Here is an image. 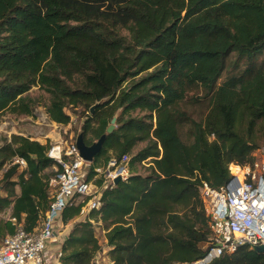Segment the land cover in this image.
Listing matches in <instances>:
<instances>
[{
	"label": "trees",
	"instance_id": "trees-1",
	"mask_svg": "<svg viewBox=\"0 0 264 264\" xmlns=\"http://www.w3.org/2000/svg\"><path fill=\"white\" fill-rule=\"evenodd\" d=\"M34 85L50 94L51 120L70 124L69 108L86 113L80 133L89 145L117 117L89 178L130 155L131 175L73 225L61 264L93 263L97 224L109 264H194L210 234L200 186L221 187L229 164L253 163L264 144V0H0V122L6 111L33 113ZM49 147L0 138V213L10 210L27 231L52 201ZM83 204L67 206L62 223ZM14 231L0 217V242ZM206 264H264V251L243 245Z\"/></svg>",
	"mask_w": 264,
	"mask_h": 264
},
{
	"label": "built area",
	"instance_id": "built-area-1",
	"mask_svg": "<svg viewBox=\"0 0 264 264\" xmlns=\"http://www.w3.org/2000/svg\"><path fill=\"white\" fill-rule=\"evenodd\" d=\"M44 119L56 126H64L51 120L47 113ZM29 138L40 140L33 136ZM55 140L47 152L56 161L57 171L49 181L50 206L32 231H27L15 217H8L13 221L15 231L0 242V264H45L48 243L56 233L63 210L78 198V203L84 202L80 217L86 218L92 209L100 206L103 191L113 188L118 176L126 180L131 175L130 155L125 154L121 158L111 157L106 166L94 167L95 174L89 178L92 162L81 155L77 136L68 140L59 132ZM254 155L251 164L231 162V177L221 187L214 188L206 181L200 186L210 234L205 245L207 252L197 262L209 263L243 245L254 248L264 244V145L256 149ZM12 163L19 164L22 169L27 167V161L19 155L13 157ZM99 180H102L101 184H98Z\"/></svg>",
	"mask_w": 264,
	"mask_h": 264
},
{
	"label": "rangeland",
	"instance_id": "rangeland-1",
	"mask_svg": "<svg viewBox=\"0 0 264 264\" xmlns=\"http://www.w3.org/2000/svg\"><path fill=\"white\" fill-rule=\"evenodd\" d=\"M29 96L33 98V113L30 115H24L16 114L11 111L4 112L1 116L0 122V138L10 137L13 134L28 137L33 136L39 138L40 140L38 141L49 143L51 145V143H55V139L58 137L59 132H61L62 136L68 140H71L72 137L80 134L82 125L87 118L86 113H84L81 108L68 109V112L72 115L73 119L71 124H67L62 127L56 126L49 119H44V116L47 113L46 106L50 102V94L38 85H34L29 91ZM188 109L194 115H199L201 112L199 107H189ZM182 134L186 138L185 130L182 131ZM144 145L145 142H141L138 144L137 148H141ZM6 167L7 165L0 170V196L5 194L2 176ZM137 170L144 172L142 164L137 165ZM78 201L79 200L77 198L73 201V203L76 204ZM0 217L7 218V212H1ZM83 219V217H78L76 220L70 222L69 231L77 221ZM95 231L101 244V248L96 253L92 264H109V246L107 245L105 230L100 224H97Z\"/></svg>",
	"mask_w": 264,
	"mask_h": 264
},
{
	"label": "water",
	"instance_id": "water-1",
	"mask_svg": "<svg viewBox=\"0 0 264 264\" xmlns=\"http://www.w3.org/2000/svg\"><path fill=\"white\" fill-rule=\"evenodd\" d=\"M103 100L97 102L95 105H93L91 107V112L94 111L95 107L102 102ZM117 117L114 116L109 124V126L107 127V132L106 134H103L98 140H96L95 142H93L92 144H87L85 142L84 139V135L82 133H80L77 136V145L80 149L81 155L83 156V158L89 162H93L95 156L101 152L103 145L105 143L106 137L108 133H111L117 126ZM115 183L118 184L121 181V177L118 176L115 180ZM256 250L259 251H264V244H260L254 247ZM204 264V263H202Z\"/></svg>",
	"mask_w": 264,
	"mask_h": 264
},
{
	"label": "crops",
	"instance_id": "crops-1",
	"mask_svg": "<svg viewBox=\"0 0 264 264\" xmlns=\"http://www.w3.org/2000/svg\"><path fill=\"white\" fill-rule=\"evenodd\" d=\"M9 216H10V210L7 211V218ZM69 225H70L69 223L68 224L62 223L61 220L58 222L56 233L53 239H51V241L48 243V247H47L48 259L45 264H61L59 260V255L61 252L62 243L70 232ZM61 226L63 229L61 228Z\"/></svg>",
	"mask_w": 264,
	"mask_h": 264
},
{
	"label": "bare ground",
	"instance_id": "bare-ground-1",
	"mask_svg": "<svg viewBox=\"0 0 264 264\" xmlns=\"http://www.w3.org/2000/svg\"><path fill=\"white\" fill-rule=\"evenodd\" d=\"M195 264H201L200 262H196Z\"/></svg>",
	"mask_w": 264,
	"mask_h": 264
}]
</instances>
